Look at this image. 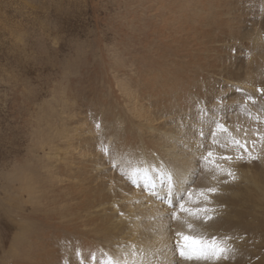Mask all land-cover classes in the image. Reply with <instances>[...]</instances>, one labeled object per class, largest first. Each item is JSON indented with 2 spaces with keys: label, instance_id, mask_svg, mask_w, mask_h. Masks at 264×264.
I'll return each instance as SVG.
<instances>
[{
  "label": "bare ground",
  "instance_id": "bare-ground-1",
  "mask_svg": "<svg viewBox=\"0 0 264 264\" xmlns=\"http://www.w3.org/2000/svg\"><path fill=\"white\" fill-rule=\"evenodd\" d=\"M148 2L147 7H135L134 11L142 8L138 20L131 15L132 12L130 15L135 26L136 21H142L149 28L150 33L146 32L149 37L161 43L156 44L153 54L145 53L135 61H128L126 65L130 67L129 71L123 70V62H112L110 59L111 65L108 66L113 74H108L104 84L111 91L103 89V93L108 94L100 95V86L94 81L90 83L93 88L89 91L93 93L94 87L97 91L94 101L98 112L90 118L88 128L84 124L83 127H76L72 123L69 126L70 134H67L76 141L65 144L63 149L69 161L66 164H69L66 177L62 179L65 183H48L47 188L42 187V190L49 191L47 193H41L35 186L39 184L38 181L36 184V178L22 183L28 197L35 198L32 201L37 212L35 214L44 215L45 212L44 218L47 219L37 228L33 239V264H100L102 261L106 264V254L113 258H124L133 247L137 252L149 256L151 264H171L172 261L174 264H247L258 253V210L264 211V186L263 189L258 186V160L252 163L245 161L247 164L242 165L241 161L235 159V147L213 145L208 121L213 118L224 124L234 137L247 142L249 151L253 150L251 141H256L253 155L258 154V140H255L260 128L255 118L258 112H248L241 104H236L240 96L231 91V94L225 93L224 81L220 78L227 74L239 83L237 86L254 93L261 89V83L264 84V16L257 19L254 14L262 1ZM124 3L121 5L124 6ZM232 41L246 44L252 55L241 66L237 65L240 62L238 56L228 55L233 50L229 44ZM238 47L235 49L239 50L242 46ZM243 47L241 49L246 51ZM221 51H224L225 58ZM242 53L238 52L239 55ZM102 71L105 73L104 67ZM210 81L216 86L209 88ZM109 94L112 97H107ZM67 96L72 100L71 108L78 105L73 92ZM227 100L228 104L222 105L221 102ZM83 103L88 109L83 113L79 110L80 119L85 117L83 114L86 112L96 110L90 100H82ZM251 106L252 110H256L254 104ZM101 107L104 109L101 110ZM248 114L256 115L252 118ZM29 121L27 119L25 124ZM80 122L76 120V123ZM97 122L101 125L100 129L96 128ZM30 125L33 126V122ZM211 128H215V125H211ZM201 129L208 133L206 139L199 135ZM226 135H220L221 142L226 143ZM199 142L206 147L198 151L196 146ZM102 145L108 146L113 155L101 151ZM209 150L213 151L210 159L233 157L232 161L217 159L216 163L231 169L235 180L214 170L205 171L197 163L195 158ZM239 151L244 153L243 149ZM116 157L126 158V162L130 161L132 166H159L172 162L182 167L184 175L191 180L187 188L193 190V199H196L197 189L216 187L217 193L208 194L210 201L201 200L198 205L206 203L213 210L209 215L214 219L208 224L200 222L197 227L207 238L215 236L218 242H223L221 246L230 247L232 251L228 253V258L185 261L178 253L159 251L170 242L174 245L178 239L176 231H184L188 235L195 233L179 221L170 220L167 214L175 209L162 205L141 188L131 185L121 175L120 169L113 168L112 160ZM261 165L264 166V161ZM156 175L149 171L146 178ZM225 180L229 182L224 183ZM57 202L61 205L58 206ZM178 214L182 218L185 215ZM67 234L71 236L69 239ZM90 253H94L97 259L93 260ZM165 255L168 261H165ZM258 262L255 264H264Z\"/></svg>",
  "mask_w": 264,
  "mask_h": 264
},
{
  "label": "rangeland",
  "instance_id": "rangeland-1",
  "mask_svg": "<svg viewBox=\"0 0 264 264\" xmlns=\"http://www.w3.org/2000/svg\"><path fill=\"white\" fill-rule=\"evenodd\" d=\"M120 1L0 0V264L34 263L31 249L33 239L37 228L39 229L47 219L44 218L45 212L44 215L35 214L37 212L32 202L35 198L30 199L22 185L26 180L36 178V184L37 181L39 184L35 186L41 193H47V189H42H45L48 183H65L62 179L66 177L69 169V164H66L69 161L63 149L65 144L76 141L68 136L69 126L72 123L76 127H83L84 124V127L88 128L90 118L98 112L95 107L97 103L94 101L97 91L95 87L93 93L89 91L93 88L90 83L94 81L100 86V95L108 94L103 93V89L107 91L108 88L111 91V88L104 84L108 74H113L108 66L111 65L110 59L112 62H123V70L129 71L130 67L126 65L128 61H135L139 55L153 54L156 51V44L160 41L149 37L146 33L149 28L143 25L142 21H136L135 26L131 18L133 15L136 20L139 19L138 13L140 14L143 7H147L148 0ZM259 1L263 2V7ZM123 2L126 3L124 6L121 5ZM258 3L259 9L254 14L257 19H263L264 0H258ZM138 6L142 8L134 11ZM137 22L140 24L137 25ZM229 44L233 50L230 49L228 55L240 58L238 66L252 57L246 44L238 41H232L233 45L231 42ZM236 46H242L246 51L242 50V47L237 50ZM238 52L243 53L239 55ZM220 54L225 58L224 51ZM103 67L105 73L102 71ZM225 75L220 78L224 81L222 83L225 93L238 94L240 99L236 104H241L242 108L249 110L248 112H258L260 117V134L255 140H258L260 156L258 186L263 189L264 166L261 162L264 161V144L261 136L264 134V84H260L261 89L256 93L247 92L237 86L239 83ZM99 77L103 79H98ZM210 83L209 88L216 86L214 82ZM236 89L242 91L237 92ZM69 92H73L78 103L72 108V100L67 98ZM246 92L248 94H245ZM249 95L256 101V106H253L256 110H252V102L246 99ZM107 97L112 96L109 94ZM87 99L96 110L90 107L92 111L86 112L88 115L83 114L85 117L81 116L83 119H80L79 110L83 113L88 109L85 108V103L82 104V100ZM227 102L228 100L221 103L227 105ZM103 109L104 107H101V110ZM255 115L248 114V117L253 118ZM27 119L30 121L26 125ZM77 119L81 122L76 123ZM30 122H33V126ZM240 163L247 164L245 161ZM56 204L61 205L60 202ZM259 210L258 253L253 255L247 264H255L258 261L264 263V211L260 213ZM41 231L43 230H39ZM21 237L24 240H20ZM66 237L69 239L71 236L67 234ZM247 258L250 256L247 255Z\"/></svg>",
  "mask_w": 264,
  "mask_h": 264
},
{
  "label": "snow or ice",
  "instance_id": "snow-or-ice-1",
  "mask_svg": "<svg viewBox=\"0 0 264 264\" xmlns=\"http://www.w3.org/2000/svg\"><path fill=\"white\" fill-rule=\"evenodd\" d=\"M237 92L242 91L241 89H236ZM258 91H260L258 89ZM253 104L256 101L251 97L246 98ZM242 107V106H241ZM203 109L200 110L203 113ZM260 119V117H255ZM215 125V128H211V125ZM101 125L96 124V128L100 129ZM208 127L211 132L212 144H219L221 148L235 147L237 149V155L235 159L238 161H257L260 159L259 154L253 155L255 151L256 141H251L253 145V150L249 151L246 147L247 142H242L240 139L234 137L228 128L220 123L218 120L210 118L208 121ZM239 130V128L237 129ZM227 134L225 137L226 143L221 142L219 139L221 134ZM195 134V133H194ZM199 135L205 139L208 133L203 129L199 130ZM257 135H259L257 133ZM261 141H264V135L261 136ZM197 150L206 147L203 142L197 143ZM239 149H243L244 153H241ZM102 150L105 154L110 156L113 155L108 146H104ZM213 151L209 150L206 154L196 157L197 163L202 165L205 171H216L219 175H227L232 180H235V174L231 169L224 168L222 165L216 163L217 159L232 161L231 156H218L213 159ZM127 164V167H126ZM112 167L120 169L121 175L125 177L131 185H135L141 190L147 192L149 196L155 198L163 204L168 205L169 208L175 210L171 211L167 215L172 221H179L181 224L185 225L188 230L195 235H188L184 231H176L175 236L178 238L175 240L174 245L170 242L164 245L162 250L163 253H178L179 257L185 261H219L221 259H227L228 253L232 251L230 247H224L222 241L218 242L215 236L210 239L207 238L206 234L201 232L197 224L203 222V224H208L214 217L209 215L212 209H210L205 203L203 206H198L201 204V200L204 202H209V193L215 194L218 192L216 187H208L204 189L196 190V199H193V190L187 188V185L191 182L188 177L184 175V170L182 167L168 162L167 165L161 164L159 166L152 165H136L132 166L130 161L126 162L124 157H116L112 160ZM149 171L157 173L155 177L146 178L149 175ZM139 177V178H138ZM216 179V176H213ZM228 183V180L223 181ZM185 191H187V199L185 198ZM178 204V207H177ZM178 213L185 214L182 218ZM79 254V253H78ZM93 260L97 259L94 253H90ZM107 264H151V258L144 255L143 253L137 252L135 247L125 254L124 258H113L107 255ZM130 257L131 259H129ZM165 261H168V256L165 255ZM101 264H104L102 261ZM174 264V261L171 262Z\"/></svg>",
  "mask_w": 264,
  "mask_h": 264
}]
</instances>
